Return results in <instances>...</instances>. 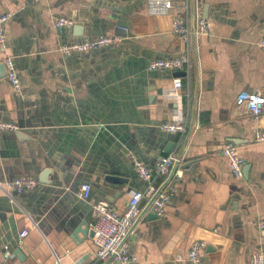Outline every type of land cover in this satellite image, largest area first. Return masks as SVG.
Masks as SVG:
<instances>
[{"label":"crops","instance_id":"0c3cea01","mask_svg":"<svg viewBox=\"0 0 264 264\" xmlns=\"http://www.w3.org/2000/svg\"><path fill=\"white\" fill-rule=\"evenodd\" d=\"M147 1L0 0V14L11 17L5 34L22 86L17 94L0 47V121L21 128L0 131V183L20 177L40 183L51 168L56 184L23 194L0 189V264H116L97 260L93 237L75 242L68 225L74 211L93 222L97 202L123 212L130 191L147 188L131 155L154 169L161 157L175 154L184 174L156 181L172 188L163 216L149 217L153 208L146 211L142 203L128 238L134 264H188L196 240L206 244L201 264H252L254 252L264 254V231L257 227L264 219V142L255 138L264 130V115L255 119L236 104L242 91L264 92V0H171L166 16L150 15ZM178 14L192 32L198 19H209L211 33L192 37V64L184 76L149 72L151 61L184 52L173 33ZM61 17L75 25L58 28ZM123 33L119 45L85 54L60 51ZM177 77L183 88L173 96ZM178 117L186 134L160 129ZM227 143L246 161L243 179L231 174L222 154ZM93 146V156H102L94 157L96 170L93 162L83 167ZM112 161L126 185L105 182L100 167ZM84 183L92 187L89 201L78 197ZM23 229L29 235L19 244ZM5 245L13 253L19 248L24 260L14 255L5 263Z\"/></svg>","mask_w":264,"mask_h":264},{"label":"built area","instance_id":"2783aa9c","mask_svg":"<svg viewBox=\"0 0 264 264\" xmlns=\"http://www.w3.org/2000/svg\"><path fill=\"white\" fill-rule=\"evenodd\" d=\"M173 9L171 0H148L147 11L153 16H166ZM10 15L0 14V47L5 54V66L8 72V79L17 94L22 92V86L17 76L14 61L11 58L7 46V38L5 34V25L10 20ZM75 21L65 17H61L56 21L58 28H72ZM126 31V28H121ZM195 33L192 32L189 20L181 14H178L173 19V33L178 37L180 42L185 46L184 52L177 57L160 58L149 63L147 70L149 72L171 73L183 70H189L192 64V37L208 35L211 33L212 24L209 19L200 18L196 23ZM123 43V37L117 35H100L94 39L83 43H74L62 45L60 51L65 55L85 54L113 45ZM259 47L264 51V38L259 42ZM183 88L182 78L177 77L173 80V96H178V92ZM238 106H244L246 110L255 118L260 119L264 115V92L255 91L253 93L242 91L236 99ZM20 126L14 123L0 121V131H20ZM160 129L168 134L187 133V124L181 118H175L172 121L164 122L160 125ZM256 141L264 142V130H258L256 133ZM222 154L229 160L231 174L237 179L244 178V167L246 161L241 158L232 143H227L222 149ZM131 162L138 178L147 183L145 190H131L127 206L123 212L116 211L107 202H97L93 204L95 220L91 222L90 228L95 232L93 238L96 246V259L99 261H108L113 258L119 264H134L137 262V257L130 250L128 238L131 230L139 219L142 213V203L145 205L156 196L152 203V208L158 216L165 214L166 203L172 195V188L167 190L165 186H159L156 181L162 179L166 181L174 168H177L182 160L175 154H169L160 158L154 169H150L144 162L131 155ZM183 171L176 170L172 179L180 180L183 178ZM169 179V180H172ZM40 186V183L35 178L20 177L12 181L0 183V189L8 192L12 189L18 194H23L27 191H33ZM92 187L88 183L81 185L78 192V197L82 201H89ZM10 195V194H8ZM259 230L264 231V219L257 223ZM29 235L27 229L19 232L18 242L22 244L24 239ZM204 241H194L187 255L188 264H201V252L205 248ZM14 253L9 245H5L3 249L4 262L7 263L14 257ZM252 264H264V254L261 251H256L252 255Z\"/></svg>","mask_w":264,"mask_h":264},{"label":"water","instance_id":"95a60500","mask_svg":"<svg viewBox=\"0 0 264 264\" xmlns=\"http://www.w3.org/2000/svg\"><path fill=\"white\" fill-rule=\"evenodd\" d=\"M195 28H196V25H194V27H193L194 33H195V30H196ZM78 30H81V29L75 28L74 29V33H75V31H78ZM120 30H123V29L120 28ZM123 32H126V31H123ZM123 34H118L117 36H125L126 33H123ZM77 36H81V35H77ZM194 37H196L195 34H194ZM175 74L178 75V76H184L185 75V72L184 71H177V72H175ZM99 137H102V136H99ZM119 143H125V142H123V140L120 139V142ZM123 145H125V144H122V146L121 145L120 146L123 148ZM96 147L97 146H95V147L93 146L92 147L93 149L87 155V162L84 163L83 167L85 165L90 164L91 162H93V168L95 170L99 166V165L96 166V164L94 163V160H95V158L98 159V158H100L102 156H101V154H98L96 156H93V153L96 150ZM125 148H127V147L125 146ZM170 151H171L170 150V147H168V149H166L165 152L170 153ZM118 166L119 165H118V163L116 161H112V162H108V164H101L100 169L103 172L102 174H104L103 177H104V180H105L106 183L113 184V185L124 186V185H126L128 183V181H127V179L120 177L121 172L117 168ZM176 170H177V168H174L173 169V171L171 173V176H170V179H172V177L175 174ZM247 170H249V168L248 167H244V175L245 176H246V171ZM52 173H53V171H52L51 168L45 169L43 171V173L41 174V176H40V184H42V185H53V186H56V184H52V180H51ZM155 198H156V196L153 197L151 199V201L148 203L147 208H146V211H148V210H150L152 208L151 206H152V203L155 200ZM151 210H152V214L153 215H150L149 217H151V216L160 217V216L157 215V213L154 211V209H151ZM90 224H91V221L83 219L82 216L77 215L76 214V211H74V215L72 216V219L69 221V225H68L69 229L71 230L72 239L75 242H81L82 240H84L85 238H87V236H89L90 238H92V237L94 238L95 232L90 228ZM131 232H132V230H131ZM80 235H82L83 238H81ZM14 254L21 261H23L24 258H25L23 252L19 248L14 252ZM111 261H113V258L109 259V262H111ZM116 264H119V263L116 262Z\"/></svg>","mask_w":264,"mask_h":264}]
</instances>
